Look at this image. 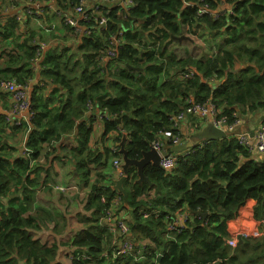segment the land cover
<instances>
[{
    "label": "trees",
    "instance_id": "1",
    "mask_svg": "<svg viewBox=\"0 0 264 264\" xmlns=\"http://www.w3.org/2000/svg\"><path fill=\"white\" fill-rule=\"evenodd\" d=\"M80 1L29 0L45 13L27 14L23 6L24 22L43 20L50 8L57 9L59 13L47 21L59 24L63 40L73 31L65 16ZM204 6L208 11L199 14ZM103 7L109 19L105 30L95 31L98 26L93 19L83 20L79 25L95 32L83 38L75 53L65 46L44 55L42 76L62 91L47 94L41 86L35 87L34 117L29 124L24 119L20 125L18 120L7 123L8 116L0 115V135L8 127H23L31 150V158L12 161L4 158L5 141L0 148V264H62L56 261L57 246L33 239L30 230L39 224L36 217L27 215L35 186L42 178L41 185L47 183L52 167L49 157L45 159V143L64 135L59 149L76 160L88 181L90 164L108 168L103 159L122 157L119 145L124 135L128 157L141 159L160 131L172 129V116L190 98L198 102L212 98L231 122L236 108L249 113L264 110V0H134L128 11L118 4ZM18 16L11 14L9 24L0 26V56H5L7 47L10 63L0 69V77L25 84L32 76L28 66L35 64L39 44H34V34L18 43ZM39 30L40 39L55 33L49 24ZM113 36L121 40L115 44L116 57L102 65L100 51ZM181 37L186 39L180 41ZM194 37L201 41V52ZM21 64L22 68L14 67ZM185 71L192 77H182ZM109 72H114L111 77ZM98 121L103 125V144H112L103 147L104 156L90 145ZM68 138L78 145L69 149ZM42 155L44 163L32 162ZM144 174L152 186L136 183V168H129L124 182L127 205L123 194L114 189V175H97L85 205L92 215L72 242L87 248L93 261L81 260L77 252L72 264H264V243H252L264 241V232L243 238L237 246L228 245L229 222L250 200L255 202L251 205L255 219L262 221L260 230L264 229V160L256 159L235 137L204 140L179 154L172 174L152 164L145 166ZM116 193L123 198L122 209L131 214L134 240L143 248L140 254L114 258L113 236L101 224L108 205L101 197L111 201ZM182 210L188 212L184 225L178 231L168 230V222L176 221L175 214ZM249 250L261 253L247 261L238 258L239 251L247 254Z\"/></svg>",
    "mask_w": 264,
    "mask_h": 264
},
{
    "label": "built area",
    "instance_id": "2",
    "mask_svg": "<svg viewBox=\"0 0 264 264\" xmlns=\"http://www.w3.org/2000/svg\"><path fill=\"white\" fill-rule=\"evenodd\" d=\"M28 3L31 5V8L25 10V7ZM104 4H118L123 7V10L128 11L134 7V0H98V2L94 3L92 7H88L87 0H81L77 5L74 6L69 14L65 16L66 24L73 29L72 32L70 31L72 37H74V35H76L77 37V40L75 42L77 47L80 43L83 42V38L91 37L95 31H102L107 28L109 19L103 14ZM26 5H24V11L27 14H32L34 12L37 14L45 13L40 5L36 2H29V0H27ZM13 10V7L3 6L0 8V13H10L14 12ZM207 11V6H204L199 11V14L205 13ZM54 13L58 14L59 11L55 9ZM24 19L25 17H23V15H19L17 17V21L19 23L23 22ZM91 19L94 20L95 24H97V30L93 31L92 29L84 28L79 25L81 21H90ZM121 34L122 31L119 35ZM120 42V38H115L114 36L110 38L108 46L100 51V55L98 57L99 59H101L102 65H104L107 60H112L116 57L117 48L115 44H118ZM38 44L39 48L36 54V58H34L36 61L43 57L45 49L47 48L45 43ZM182 77L189 78L192 76H190L188 72L185 71ZM0 89L3 92L9 94L12 98V107L10 111H8V120H18L16 124L20 125L21 119H24L29 124L31 118H33L34 116L32 113V100L28 87L24 83L19 82L16 79H6L0 82ZM92 106L93 105L91 103H88L89 110H92ZM103 117L104 115H101L100 119L102 120ZM189 117H194L199 121L201 120L209 122V124L215 126L216 128L224 130L229 135L228 137L233 135L238 140L239 144L245 147L250 153L264 154V121L252 134L242 132L234 135L233 132L235 126L238 123L236 113L233 115V118H235V120L231 122L229 116L224 113L223 109L218 106V104L212 98H209L204 102H198L193 98H190L188 100V105L182 111L172 116V129H165L160 131L151 143V148L156 150L160 155V167L166 174L173 173L178 165V155L185 152L184 151L178 154L173 153L169 151L168 147H176L184 143L182 134L179 130V126L186 118ZM196 127L197 125H195V128ZM62 137H64V135L59 139H53L50 142L46 143L44 145L45 152L47 154H51L55 149H57L61 144ZM22 151L25 155V158H31V150L28 147L25 146ZM32 162H44V155H42L37 160H32ZM123 162L124 161L122 157L115 158L112 162L113 166L117 170L119 178L125 176L122 168ZM49 185L50 182H47L46 184L41 185V189H45ZM75 188L76 187L74 186L56 187L58 191L63 193L67 192L68 190H74ZM101 200L103 203H108L105 210L103 211L101 224L107 228L110 234H112L113 240L116 238L118 242L116 246L117 251L114 252L113 250L114 258L132 255V252L134 251H138L140 254L143 251V248L139 247V245L134 240V236L130 226L132 218L128 220L125 217V214H122L124 216L120 217L121 212L126 211L122 209V206L124 204L122 196L119 193H116L111 201H108L105 196H102ZM186 219L187 217H185L184 220ZM232 223L234 226H232ZM261 223L262 221L255 219L253 215V208L251 206L242 207L238 212L237 217L229 222L232 239L228 241V245L237 246L239 244V240H242L243 238L261 236ZM182 225L184 224H180L177 221L168 222L167 229L170 231H178V229ZM77 252L78 257L81 260H88L89 262L93 261L90 255L87 253V248H78L73 246V253H71L73 259Z\"/></svg>",
    "mask_w": 264,
    "mask_h": 264
},
{
    "label": "crops",
    "instance_id": "3",
    "mask_svg": "<svg viewBox=\"0 0 264 264\" xmlns=\"http://www.w3.org/2000/svg\"><path fill=\"white\" fill-rule=\"evenodd\" d=\"M87 1H88V7H92L94 3L98 2V0H87ZM4 2H6V4L0 3V5L13 7L14 12L0 14V26H7V24L11 20V18H9L8 16H10L11 14L23 15V17H24V12L22 10V7L24 5H26L27 0H4ZM23 2H25V3L22 4ZM16 4H20V6L16 7ZM54 16H55L54 8H50L49 13L47 14V16L43 20L33 19L29 24H26L24 21L20 22L19 26H18V32H17L19 34L18 43H21L25 38L30 37L31 34H34V41L33 42L36 45L37 42H40V36H39L40 30L39 29L41 27H44L47 24L53 26V28L55 29V33L58 31L61 34V32L59 30V24L57 22H48L47 21L48 19H50ZM69 34H71L70 31L68 32V35ZM35 39H36V42H35ZM66 47H73V41L71 44H68ZM61 50L62 49H60V50L56 49V46L53 45L52 43H50V44H48L47 48L45 49L44 55L46 53L60 52ZM12 54H14V53L12 52ZM44 55L41 59L37 60L35 62V64H33L32 66H28V68L29 67L32 68V76L26 79L25 85L28 87V90L30 92V96H32V91L37 86H41L42 89L45 90V92L47 94L51 93V92H58L59 93L62 91V88L59 85L54 84L50 79H47L44 76H42L41 62L44 58ZM8 60H9V57L7 58L6 55L2 56V57L0 56V69L6 68L8 65H10ZM11 66H13V65H11ZM14 67L22 68L23 66L21 64V65H17ZM20 75L24 76L25 74L23 71H21ZM1 81L2 80L0 77V82ZM216 84H217V82L214 81L213 85L215 86ZM0 94H2L0 96V107L2 108V110H5L6 112L10 111L8 106L11 105V107H12L11 96L9 94L3 92L2 90L0 91ZM236 115H237L238 123L235 126V129L233 132L234 135H237V133H242V132L252 134L253 132H255L259 128V126L264 121V110H261V111L255 112V113H249L248 111L242 112L239 108H236ZM7 119H8V117H7ZM195 121H197V120L192 118V117H189V118H186L180 124L179 130H180L182 136L184 137L183 138L184 141L193 140L194 137L197 138L198 133H200L201 131L206 129L208 126H210L209 122L200 120V122L198 124H196ZM7 123H9V120ZM195 125H197L196 128H195ZM8 129H10V128L9 127L7 128L6 135L10 139V137L12 135V131L8 132ZM195 132H197V134ZM102 133H103V125H102V122L98 121V122H96V124L94 126V132H93L92 137H91V144L90 145H91V148H93V149L99 148V150H101V152H102V156H104L105 150H102V149H104L103 147L108 146V145L111 147L112 144H111V142L110 143L107 142V143L103 144ZM13 136H15V135H13ZM231 137H234V136L231 135L228 138H231ZM27 138H28L27 133L25 132V134L23 136L22 149L27 145L26 144ZM9 139L5 140V144L7 145L6 150L8 152L13 148L11 141ZM12 140H15V139L13 138ZM71 142H72V146H70V147H73V146L76 147L78 145V142L73 140V139L71 140ZM44 150H45V147H44ZM55 152H56V154L50 156V161H51L52 167H51V170L48 172V177L46 180L47 182H50V185L47 186L46 188L51 187V188L57 190L56 189L57 186H68V187L74 186V187H76L74 190L78 191L79 193H77L72 199H69V200H67L66 198H62V200L66 203V206L62 208V210L64 212L63 216L58 217V220L60 221V223L58 222L57 227H55L53 224V222L55 220V216L46 209H43V211L46 214V216L44 218H40V216L38 214L34 213L31 209H29L27 215L30 214V215L36 217V220L39 224L38 229L30 230V233L32 234L33 239L40 240L42 244H46L47 246H52V245L57 246L58 251H57L56 261L59 263H62V264H72L73 258L71 256V253H73V246H74L72 244V242H73L75 236L81 230H83L85 228V220L87 218H90L92 215V211H88V214H86L87 211H85L86 210L85 205H86L87 195L90 192L91 186L95 183V181L97 179V175L99 173H104V174H107V173L111 174L112 173L114 175V179L116 181L119 180L120 178L118 177L117 170L115 169V167L113 166V163H112L115 158H112L110 161V164L112 167L110 166L109 161L106 162V160H104V159L102 160V163L104 162L105 164L109 165L108 168L105 165L103 166V165H100L97 163L90 164L88 166L90 169V175H89V177H88L89 179L87 181V179L83 178V169H80L78 164H76V160L74 158H72V156L69 153H65L62 149L61 150L56 149ZM10 153H8V155ZM253 156L256 159L264 160V154L256 153V154H253ZM47 157H49V154L47 155ZM16 158L26 159L25 155L23 154V151H21V152L16 151V152H14V155L12 157H8V159H10V160L16 159ZM63 162H66V164H64ZM69 173H71V176H69ZM42 176L44 177V175H42ZM32 177L35 178V174H33ZM43 180L44 179L42 178V181ZM58 180H61L62 182H65L66 184L65 185H56L55 182H57ZM42 181H41L40 185L35 186L33 197H31V199L33 201H38L40 204H44V202L50 200V198H47V194H46V190H45L46 188L41 189ZM123 187H124V184H123ZM74 190H68L65 193H68V192L74 191ZM51 192L55 193V191H52V190H51ZM55 194L57 196V201L59 199H61L57 193H55ZM248 203H249L248 206L255 204V202L253 200L248 201ZM65 209L72 210L73 212L70 214H66ZM122 214H125V217L128 220L131 218V214L127 211H122L121 215ZM175 216H176V221L178 223L184 224L185 223L184 219H185V217H188V212L186 210H182L181 212H177L175 214ZM40 219L47 220L50 223H45L44 221L40 222ZM42 222L45 223V225H46L45 227L48 228V230L51 229L52 231L51 230L47 231V232L38 231L40 229V227H42ZM41 233H43V235ZM53 238H56L57 241L54 242ZM75 247H78V246H75ZM78 248H80V247H78Z\"/></svg>",
    "mask_w": 264,
    "mask_h": 264
},
{
    "label": "rangeland",
    "instance_id": "4",
    "mask_svg": "<svg viewBox=\"0 0 264 264\" xmlns=\"http://www.w3.org/2000/svg\"><path fill=\"white\" fill-rule=\"evenodd\" d=\"M0 3H2V4H6V2H4V0H0ZM9 24V23H8ZM51 32H54L53 31V29H52V31ZM54 34H55V36H54ZM41 39H42V41H45V42H41ZM41 39H40V42H37V43H45L46 44V46H48V44L47 43H49V42H52V44L53 45H55L56 46V49H58V50H60L62 47H65V46H67L68 44H71L72 43V41H73V47H70L71 48V53H75L76 51H77V49H78V47H77V45H76V40H77V37H76V35H74V37H72L71 36V34H69L66 38H64L63 40L61 39V34L57 31L56 33H53L50 37H48V36H44V38L43 37H41ZM194 39H195V42H194V44L195 45H198V46H200V52H201V50H202V48H203V46H202V44H201V41H200V39L198 38V37H194ZM203 41V40H202ZM35 42H36V39H35ZM4 45V44H3ZM75 47V48H74ZM3 52H4V54L6 55V57L8 58V49H7V47H5V49L3 50ZM196 53H199V50L198 51H196ZM76 60H77V58H76ZM110 62H113V61H110ZM111 74H113V72L112 73H107V75H108V77H111ZM1 91V90H0ZM2 94H0V96H1ZM8 108H9V110H10V108H11V105L10 106H8ZM194 118V117H193ZM194 119H196V118H194ZM197 120V119H196ZM200 121L199 120H197V121H195V123H199ZM10 129H8V132H11L12 131V135H11V137H10V139L8 138V136L6 135V133H4L3 135L1 134L0 135V148L2 147V143L5 141V140H7V139H9L10 141H11V144H12V146H13V148L8 152L7 150L5 151V159H8V157H12L13 155H14V152H16V151H22V145H23V136H24V134H25V130H24V128L23 127H19V128H17V129H13L14 127H9ZM196 134H197V132H195ZM13 135H15V136H13ZM15 139V140H12V139ZM194 141H196L197 140V138L196 137H194V139H193ZM204 141V139H202V140H200L199 141V143H202ZM66 146H68V148L70 147V146H72V142H71V139L70 138H68V141H67V145ZM57 149H59V147L57 148ZM13 150V151H12ZM12 151V152H11ZM11 152V153H10ZM8 153H10L9 155H8ZM65 153H67V152H65ZM178 153H180V152H178ZM54 154H56V152H55V150L51 153V154H49V159H50V156L51 155H54ZM45 159H46V161H47V159H48V157L47 156H45ZM110 161H111V159L109 160V164H110ZM44 163V162H43ZM60 163V162H59ZM64 164H66V162H63ZM110 166H111V164H110ZM69 167V166H68ZM112 167V166H111ZM69 176H71V173H69ZM55 184L56 185H65L66 183L65 182H62L61 180H58L57 182H55ZM46 190V194H47V198H50V200L49 201H46V202H44V204H40L38 201H33V203H32V207L30 208L34 213H36V214H38L39 216H40V218H44L45 216H46V214H45V212L43 211V209H46V210H48L49 212H51L54 216H55V220H54V222H53V224H54V226L55 227H57V225H58V222L60 223V221L58 220V217H62L63 216V214H64V212H63V210H62V208L63 207H65L66 206V203L62 200V198H66L67 200H69V199H72L77 193H79L78 191H70V192H68V193H63V192H59V191H57V190H55V189H53V188H51V187H48V188H46L45 189ZM44 190V191H45ZM51 190L52 191H55V193H57L59 196H60V198L61 199H59L58 201H57V196H56V194L55 193H53V192H51ZM60 207H59V206ZM85 210V209H84ZM85 211H87L86 212V214H88V210H85ZM73 211L72 210H67V209H65V213L66 214H70V213H72ZM85 214V215H86ZM124 215H121L120 217H123ZM41 221H44L45 223H50L49 221H47V220H43V219H40V222ZM44 222H42V227H40V229L38 230V231H45V232H47V231H50V230H48V228H46L45 226V223ZM232 226H234L233 225V223H232ZM52 231V230H51ZM262 232V234H263V232H264V229H263V231H261ZM40 233V232H39ZM42 235H43V233H41ZM134 236V235H133ZM253 238V237H252ZM53 241L54 242H56L57 241V239L56 238H53ZM242 241H240L239 240V244L241 243ZM117 239L115 238L114 240H113V242H112V244L110 245V247L114 250V252H116L117 251ZM252 243L253 244H258V243H264V241L263 240H252ZM264 248V247H263ZM230 249V251H231V253L234 251L233 249H231V248H229ZM135 252V251H134ZM138 254H139V252L138 251H136ZM236 253V252H235ZM261 252L260 251H258V252H254V251H252V250H249L248 251V253L247 254H242V252L241 251H239V256H238V258L239 259H241V260H248V257H255V256H257L258 254H260ZM235 264H239V263H235Z\"/></svg>",
    "mask_w": 264,
    "mask_h": 264
},
{
    "label": "water",
    "instance_id": "5",
    "mask_svg": "<svg viewBox=\"0 0 264 264\" xmlns=\"http://www.w3.org/2000/svg\"><path fill=\"white\" fill-rule=\"evenodd\" d=\"M182 39H186V37H181L179 40L182 41ZM1 114L8 116V112H6L5 110H2V108L0 107V115ZM228 136L229 135L224 130H222L220 128H216L215 126L210 124V126H208L206 129H204L203 131L198 133L196 141H194V140L185 141V143H182L180 146H176V147H170L169 146L168 149L171 150L173 153L178 154V152H180V153L184 152V151L192 148L193 146L199 144V141L202 139H204V140H221V139L227 138ZM126 140H127V136L124 135L123 139L119 145L120 146V153L122 154V158L124 161L122 168H123L125 176H123L119 180H117L116 184L114 185V189L120 191L123 194L125 205L128 204V193L124 189L123 184L127 178L129 168L132 166H134L136 168V172L138 175L136 183H138L140 185L143 183H149L152 186L153 184L150 182L149 178L144 174V168L146 165H149V164H152L153 166L160 167V155L153 148H150L149 151L144 152L142 158L139 160L130 159L128 157V152H127L126 146H125ZM195 213L201 214L204 218L207 217L206 213H201V212H195ZM240 241H242V240H240Z\"/></svg>",
    "mask_w": 264,
    "mask_h": 264
}]
</instances>
